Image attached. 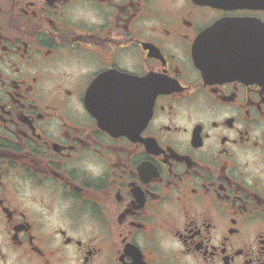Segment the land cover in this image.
<instances>
[{"label":"flooded vegetation","instance_id":"obj_1","mask_svg":"<svg viewBox=\"0 0 264 264\" xmlns=\"http://www.w3.org/2000/svg\"><path fill=\"white\" fill-rule=\"evenodd\" d=\"M0 264H264V0H0Z\"/></svg>","mask_w":264,"mask_h":264}]
</instances>
